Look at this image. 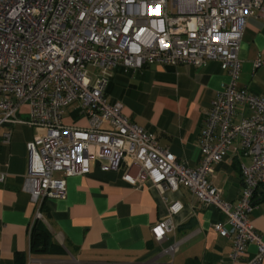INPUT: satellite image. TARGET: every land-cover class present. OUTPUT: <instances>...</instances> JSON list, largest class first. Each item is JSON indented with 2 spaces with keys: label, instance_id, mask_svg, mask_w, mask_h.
Segmentation results:
<instances>
[{
  "label": "built area",
  "instance_id": "built-area-1",
  "mask_svg": "<svg viewBox=\"0 0 264 264\" xmlns=\"http://www.w3.org/2000/svg\"><path fill=\"white\" fill-rule=\"evenodd\" d=\"M263 12V0H0V129L7 127L6 145L16 125L38 131L27 143L23 185L38 206L36 220L43 218L45 199L66 198L67 178L89 174L98 164L103 171L123 170L130 184L150 183L163 197L187 188L225 216L229 228L222 222L213 228L232 239L230 264H264V238L250 220L264 185V97L238 86L244 31ZM212 61L230 81L205 115L196 168L162 149L155 135L124 114L121 102L106 95L118 67L203 68ZM239 108L250 115L238 118ZM69 110L86 125L67 124ZM240 154L251 163L241 165L243 189L232 204L210 178L216 164ZM59 172L63 177H56ZM7 176L0 171V183ZM169 210L176 215L182 205L172 202ZM167 230L170 219L152 233L160 240ZM249 245L257 252L246 258Z\"/></svg>",
  "mask_w": 264,
  "mask_h": 264
},
{
  "label": "crops",
  "instance_id": "crops-1",
  "mask_svg": "<svg viewBox=\"0 0 264 264\" xmlns=\"http://www.w3.org/2000/svg\"><path fill=\"white\" fill-rule=\"evenodd\" d=\"M239 58L238 86L264 97V12L248 20ZM258 60L261 64L256 67ZM229 81L227 72L215 61L203 68L154 64L134 71L118 67L106 95L111 103L121 102L124 114L155 135L162 149L196 168L202 158L199 137L205 115L217 92ZM242 113L250 115L239 108L238 118ZM65 122L86 125L71 110ZM6 130L0 129V171L8 174L0 183V264H16L17 255L25 264H187L190 260L230 264L232 239L213 228L219 222L229 228L219 210L204 206L185 187L163 197L150 183L130 184L123 180V170L103 171L98 164L89 174L67 178L65 199L43 201L41 221L55 247L32 252L30 233L38 206L23 191V185L29 164L27 143L38 131L16 125L6 145ZM250 163L249 156L240 154L215 165L210 180L222 190L224 201L238 202L243 189L241 165ZM256 200L250 220L264 238V185ZM172 202L182 205L173 216L169 210ZM168 219L172 230L156 240L153 226ZM247 251L246 258H251L257 248L249 245Z\"/></svg>",
  "mask_w": 264,
  "mask_h": 264
},
{
  "label": "trees",
  "instance_id": "trees-1",
  "mask_svg": "<svg viewBox=\"0 0 264 264\" xmlns=\"http://www.w3.org/2000/svg\"><path fill=\"white\" fill-rule=\"evenodd\" d=\"M259 190V189H258ZM258 195V191L256 193V197ZM255 197L254 204L256 205L257 200ZM41 212L43 211V204L41 205ZM30 242H31V251L32 252H46L55 247L51 243V234L48 231L46 225L41 220H35L30 233ZM16 264H25L24 258L22 256L17 255ZM187 264H197L195 260L188 261Z\"/></svg>",
  "mask_w": 264,
  "mask_h": 264
}]
</instances>
